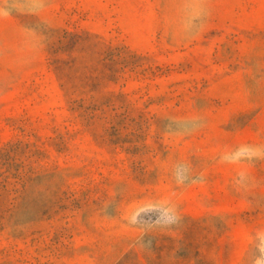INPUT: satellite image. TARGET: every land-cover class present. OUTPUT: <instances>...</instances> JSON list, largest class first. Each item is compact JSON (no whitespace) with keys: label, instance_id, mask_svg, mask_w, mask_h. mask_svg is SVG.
Returning a JSON list of instances; mask_svg holds the SVG:
<instances>
[{"label":"rangeland","instance_id":"374dc122","mask_svg":"<svg viewBox=\"0 0 264 264\" xmlns=\"http://www.w3.org/2000/svg\"><path fill=\"white\" fill-rule=\"evenodd\" d=\"M0 264H264V0H0Z\"/></svg>","mask_w":264,"mask_h":264},{"label":"clouds","instance_id":"9594fccd","mask_svg":"<svg viewBox=\"0 0 264 264\" xmlns=\"http://www.w3.org/2000/svg\"><path fill=\"white\" fill-rule=\"evenodd\" d=\"M235 159L245 158V159H252V158H259L260 157V150L254 149L251 146H245L237 150L236 153L233 154Z\"/></svg>","mask_w":264,"mask_h":264}]
</instances>
